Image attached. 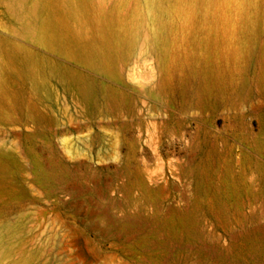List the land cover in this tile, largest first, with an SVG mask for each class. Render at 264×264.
Instances as JSON below:
<instances>
[{
  "label": "rangeland",
  "instance_id": "1",
  "mask_svg": "<svg viewBox=\"0 0 264 264\" xmlns=\"http://www.w3.org/2000/svg\"><path fill=\"white\" fill-rule=\"evenodd\" d=\"M25 6L31 37L0 2V264H264V0Z\"/></svg>",
  "mask_w": 264,
  "mask_h": 264
},
{
  "label": "bare ground",
  "instance_id": "2",
  "mask_svg": "<svg viewBox=\"0 0 264 264\" xmlns=\"http://www.w3.org/2000/svg\"><path fill=\"white\" fill-rule=\"evenodd\" d=\"M59 0H53V2ZM68 3H72L75 0H66ZM5 9L13 13L15 17L20 21L21 24V33L26 37H31L35 33V27L31 22L33 12L26 9L25 3L27 0H0ZM153 37L158 39L159 29H155ZM129 40H132L131 33L129 34ZM4 235V234H2ZM2 235L0 237V260L7 254V252L12 248L10 243L3 245ZM4 239V236H3Z\"/></svg>",
  "mask_w": 264,
  "mask_h": 264
}]
</instances>
